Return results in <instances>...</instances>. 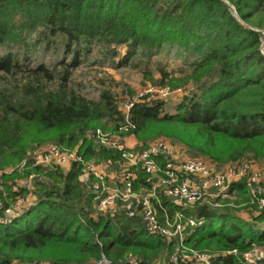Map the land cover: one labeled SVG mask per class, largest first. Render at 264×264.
<instances>
[{
    "label": "trees",
    "instance_id": "trees-1",
    "mask_svg": "<svg viewBox=\"0 0 264 264\" xmlns=\"http://www.w3.org/2000/svg\"><path fill=\"white\" fill-rule=\"evenodd\" d=\"M229 1L246 23L264 27V0ZM33 33L36 43L60 35L67 52L77 45L72 61H61L62 75L29 63ZM263 35L235 17L225 0H0V46L27 48L22 55L19 49L0 54V168L19 164L46 139L79 144L86 158L117 156L89 137L123 121L113 94L103 91L98 100L88 99L68 85L80 63V45L89 48L95 42L126 44L123 64L140 49L153 53L168 42L193 46L201 54L189 75L168 81L174 86L192 81L198 88L175 113L164 112L163 101L147 96L131 109L133 132L144 146L168 134L193 154L219 163L264 159ZM162 74L166 83L170 74ZM80 174V164L73 163L69 171L58 167L35 182L34 204L12 221L0 222V264H40L42 259L89 264L90 257L103 255L112 264H134L126 259L129 254L138 256L137 264H175L174 247L151 234L141 217L96 212L95 194ZM17 176L5 175L7 198L28 192L25 187L13 191ZM239 188L246 193L244 183ZM187 213L202 220L189 230L188 244L216 251L211 264H242L243 252L264 244V212L255 220L204 205Z\"/></svg>",
    "mask_w": 264,
    "mask_h": 264
},
{
    "label": "built area",
    "instance_id": "built-area-1",
    "mask_svg": "<svg viewBox=\"0 0 264 264\" xmlns=\"http://www.w3.org/2000/svg\"><path fill=\"white\" fill-rule=\"evenodd\" d=\"M153 91L161 96L171 92L167 87L146 89L136 99L122 102L119 110L123 121L114 131L98 128L89 134L99 147L115 151L116 157L86 158L80 153L79 146L51 144L35 150L16 169L0 168V210L3 209L0 222L12 221L36 200L30 191L27 195H16L5 207L1 197L7 196L5 175L15 170L24 171L32 165L68 168L78 163L81 166L80 180L95 194L96 212L114 215L123 211L130 217H141L151 234L162 237L174 247L171 260L175 264H211L216 251L188 244L189 230L202 220L187 212L202 205L221 209L224 200H235L244 194L239 188V184L244 183L248 202L256 207L255 213L261 214L264 212V171L253 162L218 168L199 157H180L176 146L165 139H157L142 148L136 142L131 143L136 137L131 109L136 103L145 101L146 95ZM45 178V173L31 172L24 180L25 185L15 179L12 189L18 192L20 187L29 188ZM128 256L132 263L139 262L133 254ZM263 261L264 249L256 244L242 254V264H263ZM95 264H112V261L103 255Z\"/></svg>",
    "mask_w": 264,
    "mask_h": 264
},
{
    "label": "rangeland",
    "instance_id": "rangeland-1",
    "mask_svg": "<svg viewBox=\"0 0 264 264\" xmlns=\"http://www.w3.org/2000/svg\"><path fill=\"white\" fill-rule=\"evenodd\" d=\"M225 1L231 5L234 16L242 23L259 30L264 34V27H258V25L253 21L250 24L246 23L240 17L236 7L229 0ZM37 39V33H33L28 39V49L30 55V58H28L29 63L34 67L40 64H45L51 69H56V74L60 75L64 71L61 61L64 60L66 63H70L75 54L74 50L77 45H74L72 49L67 52L65 42L62 40L60 35L49 37L47 40H41L40 43L35 42ZM25 49L27 48L21 47L20 49L18 46L9 47L5 44L0 46V54H5L12 50H18V52L22 55ZM79 49L81 52L79 57L80 63L71 70V77L68 81V85L88 99L98 100L103 91H110L116 99L118 109H120L123 101L136 99L140 93H144V91L148 88L160 89L167 87L171 91L167 96H161L155 91L146 96L150 99L163 101L164 112L175 113L177 104L180 103L186 95H192L198 91V88L192 81L188 82L186 85L180 86H174L172 82H168L169 79L183 78L185 75H189L191 73L194 64L201 57V54L193 46L183 45L178 42H168L160 49L155 50L153 53L140 49L136 55L130 58L127 64L122 63V59L128 52V46L126 44L109 45L108 43L95 42L89 48L81 44ZM162 71L170 74L169 78L166 79V83L162 82ZM60 79L61 76L56 78V81L59 82ZM0 85H2L1 80ZM108 126L113 127L114 125L113 123H110ZM110 127L107 129L108 131L115 130L112 128L110 129ZM157 139H165L173 143L176 146L180 157H199L215 164L218 168H224L240 162H253L264 171V159H242L237 162L219 163L218 161H214L205 155L193 154L183 140L168 134H161L149 140L146 145ZM133 142H136V145L139 148L144 147L143 142H141L138 137L132 138L131 143ZM51 144L60 143L55 139H46L40 145H37L34 149L28 151L26 158L29 159L35 150ZM78 146L79 144L75 147ZM17 165L18 164H14L4 168L14 167L16 169ZM60 168L67 172L71 166L68 168L66 166H60ZM33 169H39V172ZM52 169L56 168L51 166L47 168L33 167V165L31 168H28V170H31L30 173H46ZM26 170L14 171L18 175L14 178V180L17 179L19 182L21 181V185H25L24 180L27 177V174L25 173ZM34 190H36L35 185H30L29 188H27L28 192H23L22 195H27L30 191H33V196L37 198ZM1 197L3 201L6 202H11V199H13V197L7 198L5 195H1ZM222 203L223 207L221 210H232L242 217L244 215L248 219L255 220L253 215L250 213H255L256 207L252 206L248 202L245 194H241L238 199L224 200ZM231 203H234V205ZM261 225L264 227V222ZM256 245L261 246L264 249V244ZM133 256L138 258V256L134 254ZM130 258L129 256L126 257L128 261ZM98 260L99 258L90 257L88 263L95 264ZM39 263L50 264V261L48 259H42L39 260Z\"/></svg>",
    "mask_w": 264,
    "mask_h": 264
},
{
    "label": "crops",
    "instance_id": "crops-1",
    "mask_svg": "<svg viewBox=\"0 0 264 264\" xmlns=\"http://www.w3.org/2000/svg\"><path fill=\"white\" fill-rule=\"evenodd\" d=\"M250 214L253 215V216L260 215V214L254 213V212L253 213H250ZM243 217L246 218L244 215H243ZM246 219H248V218H246ZM248 220H251V219H248Z\"/></svg>",
    "mask_w": 264,
    "mask_h": 264
}]
</instances>
